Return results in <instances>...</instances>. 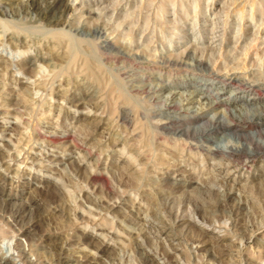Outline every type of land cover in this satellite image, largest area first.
<instances>
[{"label": "rangeland", "instance_id": "obj_1", "mask_svg": "<svg viewBox=\"0 0 264 264\" xmlns=\"http://www.w3.org/2000/svg\"><path fill=\"white\" fill-rule=\"evenodd\" d=\"M4 3L0 258L23 264L8 234L33 225L41 244L59 247L50 264H264V159L236 170L205 158L241 148L228 133L176 158L185 138L174 126L185 97L220 102L234 77L247 93L231 86L221 98L239 93L232 114L262 123L264 105L245 101L251 90L264 101V0H69L62 27L39 21L24 0L12 10ZM214 111L207 115L226 114ZM134 176L142 183L125 187ZM16 209H26L18 224L9 219ZM138 210L153 224L146 233Z\"/></svg>", "mask_w": 264, "mask_h": 264}, {"label": "bare ground", "instance_id": "obj_2", "mask_svg": "<svg viewBox=\"0 0 264 264\" xmlns=\"http://www.w3.org/2000/svg\"><path fill=\"white\" fill-rule=\"evenodd\" d=\"M19 1V2H18ZM22 0H5V3L2 4L3 7L5 8H10L11 10L16 6L19 5L20 2ZM27 3L28 9L30 8V10L34 11L35 15L37 16L38 20L41 22L46 23L48 26H52V27H59L63 24V21L67 18V16H70V12L73 9L72 7H70L69 4V0H24ZM15 5V6H14ZM72 8V9H71ZM64 26V25H63ZM62 27V26H61ZM59 31V30H58ZM55 32V31H54ZM57 33V32H56ZM71 55V53L69 54ZM67 57V56H66ZM68 58V57H67ZM64 59V58H63ZM178 65V64H177ZM83 71V70H82ZM177 78V77H176ZM220 80V79H218ZM216 81V80H215ZM225 81V80H224ZM177 82V81H176ZM226 86H224L222 88V91L220 93L221 96H223L225 94V91H227V88L231 87V86H237V89H241L242 92L244 91L245 93H247V91H245V85L241 84L240 81L238 80L237 77L231 78L228 81H226ZM134 85V84H133ZM218 85H216L217 87ZM220 86V85H219ZM222 86V85H221ZM140 87V86H139ZM196 87V86H195ZM227 87V88H226ZM249 87V86H248ZM252 87V86H251ZM184 88V87H183ZM250 88V87H249ZM256 88V87H255ZM263 88V87H262ZM138 89V88H137ZM219 90V89H218ZM257 90V89H256ZM134 91V90H133ZM141 91H144L143 89ZM187 91V90H186ZM193 91V90H192ZM146 92V91H145ZM190 93H195L189 91ZM189 92L187 91V93L189 94ZM236 92V90H235ZM255 92V90H251L250 92H248V95L250 96V100H246L245 102L248 104H251L253 102L254 105H264V101L260 100L261 99V94H256V96L254 95L251 96L253 93ZM139 93V92H138ZM186 93V94H187ZM241 93V92H240ZM251 93V94H250ZM176 94H177V90H176ZM185 94V92H184ZM264 94V93H263ZM173 95V94H172ZM170 95V96H172ZM192 95V94H189ZM188 95V97H189ZM204 95V94H203ZM202 95V96H203ZM239 93H235V94H231L230 97H226L225 99H222L221 96H219L217 99H219L220 102H216L217 100H215V102H205L204 103H210L208 104V106H204V107H199V103L203 102L201 101L202 98L198 103V100L196 99L195 102H197V104L195 102L191 100H189L187 97L184 103H181V106L178 110V112H176L175 109H171V111L176 112L178 114V116L180 117V119L178 120V122L176 123V135H180L182 138H185V142L182 140L181 143L178 145H176V158L179 156V154H184V152L186 151H191L194 152L195 149L200 150V146L201 144L205 143L204 138L205 137H209V138H213L216 136V134H224L227 135L226 133H228L229 135H231L232 137H234L239 143H243V145L241 146V148H236L235 149H231L229 152H222V151H212V152H205V156L204 153L202 154L205 158L206 156L207 159L209 158L210 160H220V161H225L227 164V168H233L236 169L237 168H242L244 162L246 161H251L253 163L257 162L260 159H264V134L262 135L263 132V128H264V107L263 112H262V116L259 119L262 120L261 124L255 123L257 118H259L258 116L254 117V116H248L246 115L243 110H239V112L237 113V110L234 114H232V110L230 111L231 108L233 109H237L238 104L240 103L241 100H237ZM187 96V95H185ZM208 96V94H207ZM248 96V97H249ZM195 97V96H194ZM199 97V96H198ZM206 96H204L205 98ZM258 97V98H257ZM192 98V97H191ZM197 98V97H195ZM207 98V97H206ZM216 99V98H215ZM263 99V98H262ZM158 100V99H157ZM175 101V99H173ZM173 100L171 102H173ZM184 100V99H183ZM204 100V99H203ZM153 101V100H152ZM168 102L170 101L169 99L167 100ZM210 101V99H209ZM176 102V101H175ZM174 102V103H175ZM158 105V104H157ZM170 105V104H169ZM173 105V104H172ZM177 105V104H175ZM173 105V106H175ZM171 106V105H170ZM178 106V105H177ZM202 106V105H200ZM260 107V106H259ZM170 108V107H169ZM174 108V107H173ZM219 109V108H224V111L226 112L225 116L222 117V113L218 114V112L214 115L213 118L210 117V115L208 116V113H211L212 111H214V109ZM169 111V110H168ZM259 111V110H256ZM261 111V110H260ZM259 111V112H260ZM215 112V111H214ZM255 111H253V114ZM258 112V113H259ZM172 114V112L170 113ZM261 113H259L260 115ZM168 115V114H167ZM174 115V114H173ZM175 116V115H174ZM177 116V115H176ZM178 117V118H179ZM171 121L173 122V120L171 119ZM175 123V122H173ZM171 125V124H169ZM167 126V129H170V126ZM198 125V126H196ZM165 126V124H164ZM164 131L166 130V127H164ZM172 128V127H171ZM163 129V128H162ZM172 131V129H170ZM174 130V129H173ZM170 132V131H169ZM254 134H256V138L253 136ZM53 138V137H52ZM179 138V137H178ZM56 139V138H55ZM206 139V138H205ZM57 140V139H56ZM159 140V139H158ZM209 140V139H208ZM52 141V140H51ZM177 141V140H176ZM179 141V140H178ZM188 141H192L189 142V144L195 142L197 147H193L191 145H188ZM180 142V141H179ZM207 142V140H206ZM208 143V142H207ZM213 143V141H212ZM206 144V143H205ZM210 144V143H209ZM207 144V145H209ZM211 145V144H210ZM238 145V144H237ZM240 145V144H239ZM172 147V146H171ZM208 147V146H207ZM170 148V147H169ZM209 148V147H208ZM123 149V148H122ZM174 150V149H173ZM196 150V151H197ZM210 150V149H208ZM213 150V149H211ZM219 150V149H218ZM180 151H182L180 153ZM194 155V154H193ZM172 156V155H171ZM195 157V155H194ZM83 157H81L82 159ZM160 158H163L160 157ZM161 160V164H162V160ZM208 161V160H207ZM214 162V161H213ZM218 162V161H216ZM224 162V163H225ZM183 163V162H180ZM220 164V163H218ZM170 166V165H168ZM179 166V165H178ZM176 166V167H178ZM225 166V165H222ZM178 172V171H177ZM176 172V173H177ZM184 172V170L182 171V173ZM228 172V171H227ZM181 173V172H180ZM185 173V172H184ZM134 175V174H132ZM137 176V174H136ZM212 176V175H211ZM132 177V176H131ZM135 177V176H134ZM100 178V174L97 173V171L91 172L88 174V182L92 185H95L97 180ZM135 179H127V183H124L123 185H128L130 186V182L132 187H137V184L141 182L142 179H138L137 177H135ZM126 180V178H125ZM140 180V181H139ZM190 181V180H189ZM192 181V180H191ZM142 183V182H141ZM224 183V182H223ZM142 185V184H141ZM225 185V183H224ZM127 186V187H128ZM139 186V184H138ZM231 186L233 187V185H230V189ZM141 187V186H140ZM134 188L132 190H134ZM125 190H128L127 188H124ZM136 189V188H135ZM244 190H246V188H244ZM249 190V189H247ZM254 190L253 188H250V192ZM261 193V192H260ZM115 193H113L114 195ZM125 194V192L123 193ZM263 193H261L262 195ZM227 196V195H226ZM264 196V195H263ZM115 197V196H113ZM113 197H110V199H112ZM149 197V196H148ZM225 197V196H224ZM232 197V196H231ZM163 198V197H162ZM227 198H229L227 196ZM234 198V197H233ZM54 199V198H53ZM59 199V197H58ZM109 199V198H108ZM57 200V197H55L54 201ZM58 201V200H57ZM158 201V200H157ZM56 202V201H55ZM102 205L103 207H108L109 209L111 208V205H113L112 203H110L108 205V202H106L103 200L102 201ZM111 202V201H110ZM231 202V200H230ZM4 203V202H2ZM114 203V202H113ZM142 203V202H141ZM158 203V202H157ZM1 204V203H0ZM101 204V203H99ZM13 205V204H12ZM11 205V206H12ZM19 205V204H18ZM156 205V204H153ZM3 206V205H2ZM0 205V221L4 220V218L6 217V214L8 213L7 211H5V209ZM14 206V205H13ZM257 206V205H256ZM80 207V206H79ZM146 208V207H145ZM133 209V208H132ZM14 210V209H13ZM12 210V211H13ZM25 210L26 209H16L15 211H13L11 213L13 218L9 219H14L11 221L16 222L17 224L20 223L21 220H23V217L25 215ZM54 210V209H53ZM142 210V209H141ZM166 210V209H165ZM9 211V210H8ZM147 211L146 209H144L143 212ZM10 212V211H9ZM139 210L137 211L136 215L138 218L139 223L143 226V229L141 231H145V233L147 232V228L151 227V225H153L152 223L148 222L147 220L143 219L141 220L140 213H138ZM148 212V211H147ZM196 213V212H195ZM199 213V212H198ZM154 214V213H153ZM169 216H172V211L169 210L168 213ZM219 214V213H218ZM8 215V214H7ZM10 215V216H11ZM198 215V214H197ZM29 218V215L27 216ZM145 217V216H144ZM28 218H25L26 220ZM79 221L81 222H85L87 221V217L84 216V214H81V216L79 215ZM77 218V219H78ZM136 218V219H137ZM31 219V218H30ZM185 219V218H184ZM192 219V218H191ZM10 220L4 222H9ZM32 220V219H31ZM30 220V221H31ZM91 220V219H90ZM1 221V224H2ZM23 222V221H22ZM21 222V223H22ZM32 222V221H31ZM30 222V223H31ZM154 222V221H153ZM171 222V221H170ZM186 222V221H185ZM197 225V221H188V223ZM12 223V222H11ZM29 223V224H30ZM167 223V222H166ZM7 224V223H6ZM15 224V223H14ZM25 224V223H24ZM168 224V223H167ZM210 224V223H209ZM8 225V224H7ZM10 225V224H9ZM8 225V226H9ZM16 225V224H15ZM32 225V223H31ZM240 226H242L241 224H239ZM2 226V225H1ZM14 226V225H13ZM11 228V233H9L8 237L10 238V235L12 234V236L17 238V243H16V252H18L19 254V259L20 262L23 264H50L51 259L49 258V251L51 248V245L53 246V248L55 247L56 249L59 247H56V242H54L53 244H48L47 241V245H44L45 243H40L41 236H44V234H40L39 232H35L34 229H32V226H20L16 225ZM148 226V227H147ZM169 226V225H168ZM167 226V227H168ZM147 227V228H146ZM166 227V226H165ZM193 227V226H192ZM264 227V223L263 226H261V228ZM10 228V227H9ZM8 228V229H9ZM4 231H6V227H4ZM7 229V230H8ZM151 230H153V227L151 228ZM9 231V230H8ZM193 231V230H192ZM107 232H111L110 229L107 230ZM157 232V231H156ZM152 233V232H149ZM4 234V233H3ZM5 234H7V232H5ZM110 236V234H108ZM22 237L23 239L26 238V245L23 244L22 242ZM15 238V240H16ZM195 239V237H194ZM198 239V237H197ZM25 240V239H24ZM193 240V239H192ZM198 244H206V242H208V240H202V239H198ZM202 240V241H201ZM243 240V239H242ZM42 242V241H41ZM44 242V241H43ZM51 242V241H49ZM197 242V241H196ZM52 243V242H51ZM122 244V243H121ZM56 245V246H55ZM27 248V249H26ZM1 250V248H0ZM54 250V249H53ZM60 251V249H58ZM220 252V251H219ZM210 256V255H209ZM33 257H35L36 259H33ZM55 258V257H54ZM57 260V258H55ZM53 260V259H52ZM151 261V260H150ZM7 261H4V258L2 259V257L0 258V264H7ZM56 264H58L56 262ZM172 264V263H171ZM174 264V263H173ZM176 264V263H175Z\"/></svg>", "mask_w": 264, "mask_h": 264}]
</instances>
